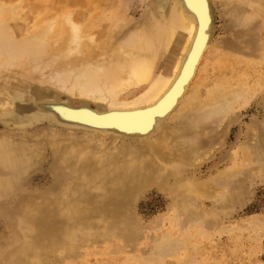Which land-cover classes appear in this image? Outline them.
Returning <instances> with one entry per match:
<instances>
[{
    "label": "bare ground",
    "instance_id": "obj_1",
    "mask_svg": "<svg viewBox=\"0 0 264 264\" xmlns=\"http://www.w3.org/2000/svg\"><path fill=\"white\" fill-rule=\"evenodd\" d=\"M244 3L251 7L246 35L236 32L237 45L214 42L219 8L230 4L233 14L245 15ZM260 16L264 0H0V79L17 72L31 79L24 111L52 127L59 210L37 213L39 201H24L47 234L56 229L68 247L118 236L134 245L141 237L119 230L136 222L135 204L151 187L175 195L177 208L164 217L180 234L186 220L197 234L219 227L201 225L196 193L221 205L243 199V176L264 172V123L252 118L248 143L220 152L216 165L232 161L226 171L205 182L182 175L223 146L228 127L258 93L264 106ZM7 92L0 85V117L12 120L20 113ZM29 163L0 137V170L14 181ZM11 185L0 181V196L11 194ZM19 236L38 250L50 244L44 235ZM156 243L133 258L154 264L168 256L159 253L172 237Z\"/></svg>",
    "mask_w": 264,
    "mask_h": 264
},
{
    "label": "rangeland",
    "instance_id": "obj_2",
    "mask_svg": "<svg viewBox=\"0 0 264 264\" xmlns=\"http://www.w3.org/2000/svg\"><path fill=\"white\" fill-rule=\"evenodd\" d=\"M230 6L219 8L214 42L226 40L228 44L237 45L240 41L236 35L238 31L242 36L246 35V17L251 12V7L244 3L246 14L241 12L236 15L232 8L229 9ZM138 10L134 17H139L143 7ZM259 19L262 20L264 32V19L262 16ZM30 80L20 72L0 79V85L8 91L10 97L15 98V105L20 113V116L17 115L12 120L0 117V137L9 140L30 161L25 173L14 181L7 169L0 170V181L12 184L11 194L0 196V264H24L26 261V264H38L41 261L43 264H143L133 257L148 254L157 245L156 240L165 235L172 237V244L165 245V249L159 254L164 257L169 255L165 258L154 257V264H264V172L255 175L246 173L243 176L245 196L240 202L221 205L214 198L207 199L202 193H196L194 207L202 215L201 225H207L211 221L219 223V227L210 229L206 235L197 234L198 227L191 228L186 220L180 222L182 232L188 228L190 232L181 236L184 233L180 234L164 217L174 207L177 208L175 195L167 188L161 190L156 187L141 193L135 204L137 223H123L119 230L128 235L133 232V237H141L134 245H129L132 244L131 239L125 243L118 236L119 238H111L110 243L89 241L68 247L61 243L56 229L53 228L52 233L47 234L46 229L49 227L44 224V219L37 222L30 212L33 205L24 203L29 198L39 201V205L33 207L37 213H45L50 209L59 210L52 197V189L58 181L54 175L57 161L53 157L49 137L51 123L30 118L24 111L32 89ZM258 94L240 112L238 120L228 127L223 146H219L204 163L192 167L182 175L186 181L205 182L218 172L227 170L231 159L228 158L220 165L215 164L220 152L228 150L232 145L236 148V145L248 143L252 118L264 123V106L260 102L261 95ZM38 158L40 160H36ZM23 233L44 235L50 240V244L47 248L38 250L36 244L31 246L30 241L19 236ZM181 237H184L183 248L179 254H171L178 244L181 245ZM17 250H20L19 253Z\"/></svg>",
    "mask_w": 264,
    "mask_h": 264
}]
</instances>
